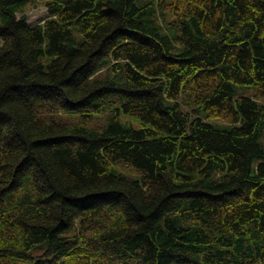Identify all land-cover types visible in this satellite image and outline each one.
<instances>
[{
	"label": "trees",
	"instance_id": "trees-1",
	"mask_svg": "<svg viewBox=\"0 0 264 264\" xmlns=\"http://www.w3.org/2000/svg\"><path fill=\"white\" fill-rule=\"evenodd\" d=\"M31 1L0 0V264H264V0Z\"/></svg>",
	"mask_w": 264,
	"mask_h": 264
},
{
	"label": "rangeland",
	"instance_id": "rangeland-1",
	"mask_svg": "<svg viewBox=\"0 0 264 264\" xmlns=\"http://www.w3.org/2000/svg\"><path fill=\"white\" fill-rule=\"evenodd\" d=\"M43 1L44 0H33L30 2L32 5V8L30 10V15L28 16V20L30 21V23H36L47 17L48 12L45 6L43 5ZM251 92H253V90L250 88V89H247L244 93L249 94ZM97 119L98 120H94V123H96V125L98 123L103 122L101 120H104V115L97 117ZM132 122H133V126L137 125V122L135 120H133ZM212 122L219 124V121H212Z\"/></svg>",
	"mask_w": 264,
	"mask_h": 264
},
{
	"label": "clouds",
	"instance_id": "clouds-1",
	"mask_svg": "<svg viewBox=\"0 0 264 264\" xmlns=\"http://www.w3.org/2000/svg\"><path fill=\"white\" fill-rule=\"evenodd\" d=\"M32 8L31 3H26L25 5H23V7H21L20 9H18L15 13L16 19L19 21L20 19H24L26 23L30 22L28 20V16L30 15V10Z\"/></svg>",
	"mask_w": 264,
	"mask_h": 264
}]
</instances>
